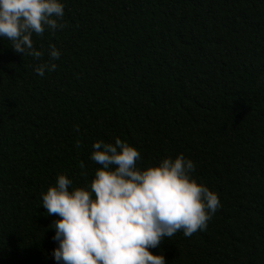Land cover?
<instances>
[{
    "label": "trees",
    "instance_id": "obj_1",
    "mask_svg": "<svg viewBox=\"0 0 264 264\" xmlns=\"http://www.w3.org/2000/svg\"><path fill=\"white\" fill-rule=\"evenodd\" d=\"M41 60L0 39V264H56L42 194L85 187L96 141L140 166L183 154L221 207L161 246L168 264H264V0H64ZM50 45L57 68L39 76Z\"/></svg>",
    "mask_w": 264,
    "mask_h": 264
},
{
    "label": "clouds",
    "instance_id": "obj_2",
    "mask_svg": "<svg viewBox=\"0 0 264 264\" xmlns=\"http://www.w3.org/2000/svg\"><path fill=\"white\" fill-rule=\"evenodd\" d=\"M65 14L64 0H0V39H7L18 54L41 60L33 35L54 33ZM61 51L50 45L48 59L36 64L39 76L53 72ZM91 160L101 165L85 187L59 174L54 186L42 194L47 215H56L51 228L57 247L56 264H168L161 246L182 231L190 237L207 228L221 207L215 191L197 182L196 165L178 154L158 164L141 167L137 147L115 138L96 141Z\"/></svg>",
    "mask_w": 264,
    "mask_h": 264
}]
</instances>
